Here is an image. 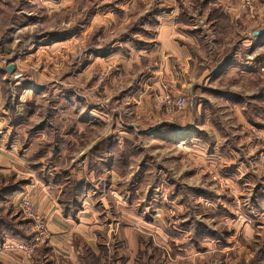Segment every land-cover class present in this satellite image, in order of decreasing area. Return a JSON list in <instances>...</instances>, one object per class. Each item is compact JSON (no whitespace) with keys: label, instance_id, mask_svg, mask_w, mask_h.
<instances>
[{"label":"crops","instance_id":"1","mask_svg":"<svg viewBox=\"0 0 264 264\" xmlns=\"http://www.w3.org/2000/svg\"><path fill=\"white\" fill-rule=\"evenodd\" d=\"M129 1L132 7L143 5L138 14L148 19L144 26L153 20V35L142 44L133 41L136 49L128 56L103 57L109 63L120 57L123 64L119 72L106 71L102 91L109 108L102 111L92 97L63 83L43 90L42 119L22 121L24 108L17 107L0 137V177L26 179L17 191L0 199V206L19 207L20 200L30 196L29 220L43 221L47 233L45 247L38 245L28 260L22 250L3 248L8 241L26 239L2 231L0 264H88L89 255L104 261L110 252L107 241L116 235L128 248L114 253L125 256L121 264H133L140 250L137 237L150 228L155 241H160L155 243L158 251L164 250L163 235L169 234L162 216L148 221L143 193L151 197L152 191H161L164 174L172 173L158 159L159 148L154 153L145 150L148 140L159 146L199 145L201 151L205 145L219 144L220 137L223 144L232 137L236 145L251 134L252 150L264 156V34H254L264 29V4L249 9L242 0ZM105 10L99 8L92 15H103ZM130 41L123 43L130 48ZM145 59L153 64L146 65ZM97 66V61L91 62L77 77L90 70V76L100 80V72L92 71ZM163 83L170 84L175 95L187 96V107L167 112L159 105L156 97L164 93ZM35 86L30 83L22 96L33 94ZM219 110L240 113L238 134L227 133L229 121L218 124L206 114ZM239 149L236 153L246 157ZM223 153L226 157L227 151ZM70 186L80 189L76 202H68ZM176 186L170 181L171 191L180 190L171 189Z\"/></svg>","mask_w":264,"mask_h":264},{"label":"rangeland","instance_id":"2","mask_svg":"<svg viewBox=\"0 0 264 264\" xmlns=\"http://www.w3.org/2000/svg\"><path fill=\"white\" fill-rule=\"evenodd\" d=\"M131 2L0 0V130L3 132L0 137L13 122L17 107L24 108L21 110L25 111L22 121L31 118V123H34L42 119L45 104L43 90L57 89L63 83L78 89L89 99L92 97L102 106V111L109 108L110 102H106L102 91L107 82L106 71L112 69L119 72L123 70V64L120 63V57L110 63L103 57L110 53L128 56L132 48L136 49L133 41L142 44L153 35V20L151 23L149 21L150 25L144 26L148 19L138 14V9H142L143 5L132 7ZM257 4L262 6L264 0H253L254 7ZM99 8L108 10L102 11L103 15L93 16ZM57 41L61 44L52 45ZM125 41L131 42L130 48L123 43ZM97 54L99 59L95 58ZM93 61H97L98 66L92 71L100 72V80L90 76V70L82 78L77 77ZM144 62L146 65L153 64L150 59ZM11 63L16 67L13 73L8 71ZM16 74H23L25 78L19 79ZM30 83H36L32 89L34 93L22 96ZM169 87L172 90L170 84ZM179 110L173 109V112ZM206 114L218 124L224 120L229 121L231 128H227V133L238 134L240 129L237 120L241 119L240 113L219 110ZM99 131L101 133L102 128ZM195 133L204 136L202 131L195 130ZM249 136L250 143H247L248 139H244V142L238 139L239 144L236 145L232 137H228V143L224 144V138L220 137L219 144L205 145L201 151L199 145L195 149L170 142L159 146L148 140L145 150L154 153L156 147L159 148L157 157L172 174H164L163 182L166 185L161 191H152L151 197L149 192L143 193L148 202L146 216L148 221L162 216V223L169 236L163 235L165 240L162 247L165 249L158 251L160 248L157 244L160 241H155L154 228L148 229L145 234L141 233L137 237V249L140 250L131 263L264 264V156L254 153L251 144L255 137L251 134ZM239 148L245 152L246 157L241 152L236 153ZM224 151H227L226 157ZM134 152L132 149L131 154ZM15 178L0 177V189L17 184L18 179ZM20 180L23 181L22 185L26 181L24 177ZM170 181L177 185L171 189L180 190L171 191ZM25 200L30 201V196L25 195L19 207L13 204L0 206V219H8L6 225L11 231L20 232L29 238L35 236L39 229L38 222L31 223L28 211L21 208ZM1 225L6 226L3 223ZM30 240L8 241L3 248L26 253L24 248L31 245L28 242ZM107 243L110 252L107 250L104 261L89 255L88 264L124 262L125 256L119 258L114 251L117 248L127 249L125 241L116 235ZM40 247H45V244ZM32 255L26 253V258L29 260Z\"/></svg>","mask_w":264,"mask_h":264},{"label":"built area","instance_id":"3","mask_svg":"<svg viewBox=\"0 0 264 264\" xmlns=\"http://www.w3.org/2000/svg\"><path fill=\"white\" fill-rule=\"evenodd\" d=\"M244 5L252 9L253 8V0H242ZM162 89L164 90L163 94H160L156 97V101L159 105H162L166 111H173V109H183L188 104L187 98L184 96L175 95L169 87L168 83L162 84ZM3 133L0 130V134ZM21 208L26 212L32 214L31 212V202L25 200L24 204L21 205ZM25 208V209H24ZM38 234H36L29 242L31 244L28 247H25L24 250L28 256L33 253L34 249L38 247V245L43 244L46 242V228L44 226L43 221L38 222Z\"/></svg>","mask_w":264,"mask_h":264},{"label":"trees","instance_id":"4","mask_svg":"<svg viewBox=\"0 0 264 264\" xmlns=\"http://www.w3.org/2000/svg\"><path fill=\"white\" fill-rule=\"evenodd\" d=\"M22 184V182H18L17 184H14V185H11L10 188H5V187H2L0 189V199L5 196L7 193H11V192H15L17 191L19 188H20V185ZM78 191H80L79 188H73L72 186H70V189H69V193H68V202L70 201H73V202H76L77 198H78V195L80 194ZM23 211V210H22ZM12 222V221H11ZM8 224V219H5V221H3L2 219H0V233H2V231H4V234H7V233H10L12 235H16V236H19V237H22V238H25L26 240L27 239H32L33 237H29L28 236L26 237L25 234H21L20 232H14V231H11L9 229V226L6 225V226H2L1 224ZM10 223V222H9ZM14 223V221L12 222Z\"/></svg>","mask_w":264,"mask_h":264},{"label":"water","instance_id":"5","mask_svg":"<svg viewBox=\"0 0 264 264\" xmlns=\"http://www.w3.org/2000/svg\"><path fill=\"white\" fill-rule=\"evenodd\" d=\"M254 34L255 35H262V34H264V29L263 30H260V31H256ZM14 70H15V64H13V63L9 64L8 65V71H9V73H13ZM20 76L21 75H18L17 77H20Z\"/></svg>","mask_w":264,"mask_h":264}]
</instances>
